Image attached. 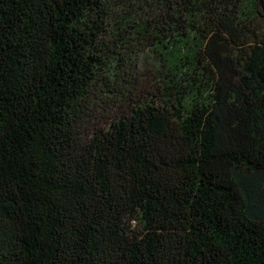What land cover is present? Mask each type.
Returning a JSON list of instances; mask_svg holds the SVG:
<instances>
[{
  "label": "trees",
  "instance_id": "16d2710c",
  "mask_svg": "<svg viewBox=\"0 0 264 264\" xmlns=\"http://www.w3.org/2000/svg\"><path fill=\"white\" fill-rule=\"evenodd\" d=\"M0 264H264V0H0Z\"/></svg>",
  "mask_w": 264,
  "mask_h": 264
}]
</instances>
